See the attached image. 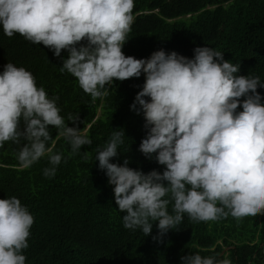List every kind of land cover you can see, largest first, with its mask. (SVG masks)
<instances>
[{
  "label": "clouds",
  "instance_id": "obj_1",
  "mask_svg": "<svg viewBox=\"0 0 264 264\" xmlns=\"http://www.w3.org/2000/svg\"><path fill=\"white\" fill-rule=\"evenodd\" d=\"M133 9L134 0H0V28L9 38L18 33L34 45L42 43L62 59L59 71L75 77L93 101L108 95L114 79L143 74L142 89L130 105L145 121L146 135L138 150L164 166L163 171L144 173L130 168L128 159L122 165L111 162L119 155L124 131H114L94 158L114 186L118 210L126 213L125 229L139 228L148 236L152 221H158L153 240L159 243L178 228L184 214L195 222L264 214V96L257 91L264 82L258 76L234 75L240 65L208 46L195 47L192 58L163 49L147 58L126 56L122 48L135 20ZM57 100L24 67L4 65L0 147L7 141L19 145L21 168L47 156L51 167L43 171L49 178L62 161V154L53 151L55 141L48 146L49 126L57 129V139L70 144L72 153L92 145L86 130L68 126ZM33 223L20 199H0V264H26L23 253ZM180 261L231 264L200 254L184 255Z\"/></svg>",
  "mask_w": 264,
  "mask_h": 264
},
{
  "label": "trees",
  "instance_id": "obj_2",
  "mask_svg": "<svg viewBox=\"0 0 264 264\" xmlns=\"http://www.w3.org/2000/svg\"><path fill=\"white\" fill-rule=\"evenodd\" d=\"M133 15L122 48L126 56L147 58L163 49L192 58L195 47L208 46L240 65L234 75L258 76L264 82V0H134ZM61 56L67 58L68 52L62 50ZM8 62L30 71L38 87L58 97L59 114L68 126L86 130L92 140V145L72 153L70 144L57 139V129L49 126L48 146L55 141L53 151L62 154L51 178L43 171L51 167L47 156L21 168L20 146L7 141L0 147V199L17 197L34 217L23 253L26 264H181L187 254L229 259L231 264H264V214L208 222H195L184 214L178 228L170 229L159 243L153 240L158 221H152L148 236L142 229L124 228L126 213L118 210L114 186L94 158L114 131H124L119 155L111 162L122 165L128 159L130 168L144 173L163 171L164 166L138 150L146 135L145 121L130 105L142 89L143 74L114 79L108 95L93 101L75 77L59 71L62 59L42 43L34 45L18 33L9 38L0 28V72ZM257 91L264 96V88ZM70 115L78 120L68 121ZM168 210L171 214V203Z\"/></svg>",
  "mask_w": 264,
  "mask_h": 264
},
{
  "label": "rangeland",
  "instance_id": "obj_3",
  "mask_svg": "<svg viewBox=\"0 0 264 264\" xmlns=\"http://www.w3.org/2000/svg\"><path fill=\"white\" fill-rule=\"evenodd\" d=\"M225 251V250H224Z\"/></svg>",
  "mask_w": 264,
  "mask_h": 264
}]
</instances>
